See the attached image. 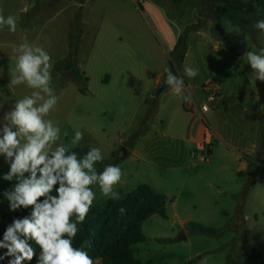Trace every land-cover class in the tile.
Instances as JSON below:
<instances>
[{"label":"rangeland","instance_id":"1","mask_svg":"<svg viewBox=\"0 0 264 264\" xmlns=\"http://www.w3.org/2000/svg\"><path fill=\"white\" fill-rule=\"evenodd\" d=\"M156 6L163 7L166 19L177 23L184 15L183 6L174 15L166 0H0V12L15 15L18 22L15 33L0 26V74L9 79V69H14L16 63L13 49L23 40L33 47H43L52 58L51 87L59 98L51 112V118L61 128L58 143L71 147L75 131L80 130L84 137L72 150L100 147L105 159L96 164L97 171L116 164L123 172L116 186L121 197L117 202L142 185L165 197L166 218L153 215L142 223L145 241L132 247L134 261L264 264V82L257 80L256 88L249 84L251 68L244 55L246 51L259 52L252 41L258 39V32L252 35L254 21L240 14L242 21L238 24L228 20L213 26L214 37L231 39L229 42L238 50L237 62L230 58L221 63L222 55L214 52L211 45L203 47V37L196 36L195 30L186 33L188 56L176 75L185 81L186 66L199 68V74L191 80L217 84L220 98L202 114L183 103L181 111L188 120L178 124V133L192 123L190 114L202 120L210 132L205 149L196 148L188 167L179 170L169 163L175 143L169 137L160 138L169 133L156 113L161 100L169 113L176 96L156 98L157 88L153 90L151 78L147 77V71L155 70L161 61L162 53L168 65L170 60L155 27L153 15H160ZM204 9L194 12L195 17L199 16L197 29L205 26L207 18H214L212 9L203 15ZM260 19H264V13ZM76 21L81 34L75 29ZM70 34L77 39L76 65L87 82L78 83L67 72H55L56 63L70 51ZM121 67L128 68L133 76L121 81L120 75H115ZM227 68L233 75L225 74ZM105 76L109 81L102 82ZM8 84L0 80L1 102L16 101L32 91L20 85L13 86L12 93L7 91ZM202 86L198 104H206ZM222 97L225 101L218 104ZM254 133L255 155L248 151L252 150ZM133 148L140 154L133 155ZM121 149L126 155L119 159ZM226 150L253 162L251 169L241 172L239 163ZM93 190L96 200L89 214L103 210L111 200L100 193L98 186ZM192 225L213 232L197 233ZM181 234L184 239L179 240ZM94 264L101 262L94 260Z\"/></svg>","mask_w":264,"mask_h":264},{"label":"clouds","instance_id":"2","mask_svg":"<svg viewBox=\"0 0 264 264\" xmlns=\"http://www.w3.org/2000/svg\"><path fill=\"white\" fill-rule=\"evenodd\" d=\"M0 26L15 33L16 16L0 12ZM252 27L262 46L259 52L246 51L244 55L251 68L249 84L256 88L257 80L264 82V19L256 20ZM13 52L16 63L14 69H9V85H25L32 91L16 100L0 117V157L8 165V171L0 178L13 182L3 191L9 210L30 212L13 218L6 226L0 239V250H5L0 253V261L31 264L35 259L36 264H94L86 251L92 241L85 240L76 247L74 240L96 200L93 186H98L105 198L120 200L116 186L121 182L122 169L107 164L98 172L96 164L105 159L100 147H90L83 156L73 151L84 137L80 130L75 131L71 147L58 143L61 128L51 118L59 99L51 87L52 58L43 47H33L27 40ZM164 71L167 90L188 102L191 97L185 94L183 77L167 67ZM184 73L194 79L199 68L186 66ZM119 212L124 215L126 208L121 207Z\"/></svg>","mask_w":264,"mask_h":264},{"label":"trees","instance_id":"3","mask_svg":"<svg viewBox=\"0 0 264 264\" xmlns=\"http://www.w3.org/2000/svg\"><path fill=\"white\" fill-rule=\"evenodd\" d=\"M186 0H166L171 11L178 15L181 7ZM212 7L213 15L216 20L227 18L231 23L238 24L241 17L245 20L255 22L259 20L264 13V0H205ZM260 9L259 13L257 9ZM241 14V17L238 15ZM196 25L187 26L184 32L179 36L176 45L169 54V68L176 74L183 64L186 52L185 35L189 30H196ZM75 29L81 34L79 21H76ZM257 31L252 32L253 37ZM254 45L260 50L262 46L259 39H252ZM70 51L67 57L55 65L56 73L67 72L71 80L82 83L87 82L85 74L81 72L76 65L77 39L69 35ZM167 75V74H166ZM166 77V76H165ZM155 107V106H154ZM80 156H83L87 149L73 150ZM248 168L251 169L253 162L247 160ZM55 194V193H54ZM165 202L163 195L155 194L147 186H139L135 191L127 194L122 202L109 200L105 208L101 211H94L89 214L74 240V246L80 247L85 240H91V248L86 251L93 260H99L101 264H139L132 259V247L145 241L141 231L142 223L153 215L161 218L165 216ZM126 208V213L121 215L119 209ZM30 212L29 210L20 209L7 217L12 222L13 218L23 217ZM3 216V214H1ZM6 227H0V239ZM197 233H211L212 229L200 225H192ZM37 252L38 247L33 244ZM5 250H0L2 253ZM228 262V260H227ZM0 264H7V260L0 261ZM31 264H36L35 259Z\"/></svg>","mask_w":264,"mask_h":264},{"label":"crops","instance_id":"4","mask_svg":"<svg viewBox=\"0 0 264 264\" xmlns=\"http://www.w3.org/2000/svg\"><path fill=\"white\" fill-rule=\"evenodd\" d=\"M151 3L153 4L154 2H151ZM150 6L153 7L152 5ZM201 7L205 8L203 11V15H206L207 12L210 9H212V7H210L205 0H186L183 6L184 15L181 18V21L177 23L174 20L171 21V20L166 19L165 10L163 9V7L156 6V8L158 9L157 14H160V15H153V17L156 20V22L154 23L157 29V33L161 35L162 41L167 47L166 52L168 53L172 52L184 27L196 25L198 23L199 16L196 15L195 17L194 12L199 11ZM160 16H163V18L161 19ZM224 21L227 22L228 19L222 18L220 20H216L215 17L207 18L205 21V26H203L202 28L196 29L194 32L196 36L203 37V39H201V45L203 47L206 48L207 46L211 45L214 52L222 55L221 63L230 58L234 59L237 62L239 60L238 50L237 48H234L229 42L231 39H223L224 38L223 35H220L218 39L212 35L213 26L215 24L216 25L222 24ZM202 29L204 30L207 29V32L204 33V30ZM119 41H121V39H119ZM188 50H189V47L187 46L184 60H183V65L186 63V58L188 56ZM165 56H166L165 52L162 53L161 61L157 64V66L155 67V70L147 71L149 74V76L147 75V77L151 78L153 90L158 88L159 85L164 81V78L166 76L164 69L166 67L169 68L167 61H165L166 60ZM76 60H77V57H76ZM236 66L237 64L234 65L233 67L235 68ZM224 72L225 74H228L229 76L233 75V72L229 68H227ZM133 74L134 73L130 72V70L126 67L124 68L121 67L115 73V75H120L121 81H126V79L124 78L133 76ZM10 78H11V75L9 76V79H7L5 75L0 74L1 82L8 83ZM186 78L188 81L187 80L184 81L185 89H187L190 92V95L197 102L199 100L198 98H199L200 87L202 85L204 86V84L209 82V80L202 84L199 83L200 84L199 85L193 82V80L189 79L187 76ZM107 81H109V77L105 76L102 82H107ZM128 81H132V80H128ZM6 88H7V91L9 92L14 93L15 91L14 87L10 86L9 84L6 86ZM167 96L173 97L176 95L170 90H166L165 92L162 93V98L167 97ZM222 101H225L223 97L221 98V100L218 99V104L222 103ZM14 102L15 101H7V102L0 101V117L3 116L4 112L9 110V108ZM183 103L185 104V101L182 98H178L176 96L174 99V104H173L172 109L169 111V113H166L164 100H161V103L158 104L157 111H156L157 116H159V122L161 126H164V123H166L165 129L169 133V134L163 133L162 136H160V138L169 137L167 139L175 143L173 153L169 155V163L170 165H173L174 169H179V170H183L184 168L188 167V162L190 160V157H192L193 151L196 148L201 149V150L205 149V146L207 144V135L210 132L209 128L205 126L202 120L195 117L193 114H190L189 121H191L192 123L190 124L188 129L185 127V131H183L182 133H178L177 130L179 128H176V127L178 126V124L181 126L184 120L187 119L186 114H184L183 111H181V108H183ZM253 136H254L253 137L254 140H253L252 147H251L252 150H248V151H250L251 154L255 155V152L257 149V146L255 145L256 134L254 133ZM225 152L231 158H233L235 161L239 163L240 165L239 169L241 172L248 170L247 162L244 161L239 154L235 155V153L231 151H227V150ZM131 153H133V155L136 156L140 154V150L138 151L133 148L131 150ZM199 161H206V159L204 158L203 160H200L199 158ZM7 171H8V165L5 164L3 161V158L0 157V176H2V174L6 173ZM11 183L13 182L4 181L2 178H0V227H6L8 224H10L11 221L7 216L16 212V211L13 212L9 210V203L3 196V191L5 189H8L11 186ZM1 214H3V216H1Z\"/></svg>","mask_w":264,"mask_h":264},{"label":"built area","instance_id":"5","mask_svg":"<svg viewBox=\"0 0 264 264\" xmlns=\"http://www.w3.org/2000/svg\"><path fill=\"white\" fill-rule=\"evenodd\" d=\"M202 91L205 94V103L206 104H198L193 97L190 95V100L187 103V105L189 106V108L191 109V111L197 113V114H202L204 112H206L209 108H211L212 106H214L215 101L217 100V98L219 97V86L213 82H207L206 84H204V86L202 87ZM185 94H190L189 91L187 89H185ZM203 160V158H202Z\"/></svg>","mask_w":264,"mask_h":264},{"label":"water","instance_id":"6","mask_svg":"<svg viewBox=\"0 0 264 264\" xmlns=\"http://www.w3.org/2000/svg\"><path fill=\"white\" fill-rule=\"evenodd\" d=\"M167 90V86L164 84V81L159 85V87L157 88V91L155 93V97H159L160 95H162L163 92H165ZM126 155V151L125 149H121L120 152L118 153V158L122 159L123 157H125ZM179 240L184 239L183 234H181L178 238Z\"/></svg>","mask_w":264,"mask_h":264}]
</instances>
